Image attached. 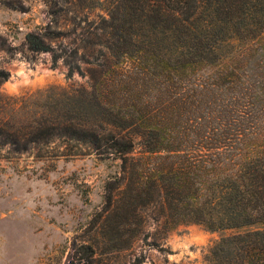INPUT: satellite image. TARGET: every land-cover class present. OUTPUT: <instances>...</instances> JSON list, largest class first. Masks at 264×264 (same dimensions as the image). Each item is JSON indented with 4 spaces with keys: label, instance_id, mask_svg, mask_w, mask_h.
<instances>
[{
    "label": "trees",
    "instance_id": "16d2710c",
    "mask_svg": "<svg viewBox=\"0 0 264 264\" xmlns=\"http://www.w3.org/2000/svg\"><path fill=\"white\" fill-rule=\"evenodd\" d=\"M114 10L94 28L111 32L93 43L105 53L87 84L6 99L3 142L25 153L62 140L120 159L124 187L107 197L110 239L125 236L115 251L152 208L159 237L185 225L230 232L206 264H264V0H119ZM24 39L61 57L39 35ZM67 66L66 79L84 75Z\"/></svg>",
    "mask_w": 264,
    "mask_h": 264
},
{
    "label": "rangeland",
    "instance_id": "374dc122",
    "mask_svg": "<svg viewBox=\"0 0 264 264\" xmlns=\"http://www.w3.org/2000/svg\"><path fill=\"white\" fill-rule=\"evenodd\" d=\"M118 2L0 0V70L9 73L0 84V104L50 85H86L89 62L105 53L93 43L111 32L94 28L116 15ZM122 20L137 22L139 16ZM27 33L39 35L61 57L54 61L50 52L30 51ZM67 63L84 75L66 79ZM112 158L62 140L16 153L0 135V264H206L210 248L230 232L185 225L159 237L152 208L132 245L115 251L112 246L122 245L125 236L122 242L110 239L116 233L107 197L119 196L124 186L121 160Z\"/></svg>",
    "mask_w": 264,
    "mask_h": 264
}]
</instances>
